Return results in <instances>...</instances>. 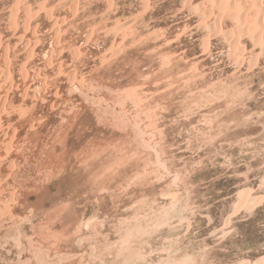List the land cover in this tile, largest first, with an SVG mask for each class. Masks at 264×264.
Returning <instances> with one entry per match:
<instances>
[{
  "label": "rangeland",
  "instance_id": "obj_1",
  "mask_svg": "<svg viewBox=\"0 0 264 264\" xmlns=\"http://www.w3.org/2000/svg\"><path fill=\"white\" fill-rule=\"evenodd\" d=\"M0 85V264L264 263V0H0Z\"/></svg>",
  "mask_w": 264,
  "mask_h": 264
},
{
  "label": "bare ground",
  "instance_id": "obj_2",
  "mask_svg": "<svg viewBox=\"0 0 264 264\" xmlns=\"http://www.w3.org/2000/svg\"><path fill=\"white\" fill-rule=\"evenodd\" d=\"M80 59V58H79ZM102 60V59H101ZM26 63H28V62H26ZM25 72V71H24ZM60 73V72H59ZM26 74H27V72H26ZM25 75V74H24ZM8 76V75H7ZM23 76V75H22ZM24 80H25V77H24ZM23 80V81H24ZM71 81V80H70ZM74 83H75V81H73ZM70 83V82H69ZM74 83H73V85H74ZM6 85V83L4 84V86ZM1 86V85H0ZM3 87V86H2ZM72 88V87H71ZM77 88V87H76ZM11 89V88H10ZM81 89V88H80ZM90 91V90H89ZM98 91V90H97ZM110 91V90H109ZM80 92V91H79ZM9 93V92H8ZM93 93V92H92ZM5 94V93H4ZM99 94V93H98ZM55 95V94H54ZM56 96V95H55ZM128 102H130V101H128ZM132 103V102H131ZM130 103V104H131ZM133 105V104H132ZM2 107V106H1ZM52 109V108H51ZM70 109V108H69ZM1 110V109H0ZM20 113V112H19ZM50 119V118H49ZM127 121V120H126ZM100 125V124H99ZM111 127V126H110ZM32 128V127H31ZM1 129V128H0ZM3 130V129H2ZM125 130V129H124ZM140 131V130H139ZM149 131V130H148ZM123 132V131H122ZM6 136V134H4V139L6 138L5 137ZM88 137V136H87ZM13 139V138H12ZM14 140V139H13ZM3 141V140H2ZM99 141V140H98ZM9 143V142H8ZM7 143V144H8ZM6 143H4V146H6V147H4L3 146V148L5 149V148H7V145H5ZM10 145H11V143H9ZM97 144H98V142H97ZM9 146V145H8ZM117 146V145H116ZM11 147V146H10ZM9 147V148H10ZM138 147V146H137ZM129 151V150H128ZM22 152V151H21ZM6 154V153H5ZM122 156V155H121ZM5 157H6V155H5ZM45 158V157H44ZM124 159V158H123ZM4 160V159H3ZM120 160V159H119ZM14 161V160H13ZM23 161V160H22ZM77 162V161H76ZM12 163V162H11ZM23 163V162H22ZM26 163V162H25ZM13 164V163H12ZM35 164V163H34ZM33 164V165H34ZM11 166V165H10ZM13 166V165H12ZM14 167V166H13ZM24 168V167H23ZM59 168V167H58ZM10 169V172H11V170H15V168H9ZM30 169V168H29ZM101 169V168H100ZM32 170V169H31ZM30 171V170H29ZM32 172V171H31ZM15 173V172H14ZM20 173V172H19ZM26 173H29L28 172V170H27V172ZM26 173H24V174H26ZM39 173V172H38ZM11 176V175H10ZM21 176H22V174H21ZM8 178H9V176H8ZM23 179V178H22ZM25 179V178H24ZM32 180V179H31ZM43 181V180H42ZM3 183V182H2ZM1 183V184H2ZM33 182H31V184H32ZM25 184V183H24ZM30 184V185H31ZM33 185V184H32ZM35 187V186H34ZM23 188V187H22ZM20 189V188H19ZM37 192V191H36ZM13 194V193H12ZM25 194V193H24ZM36 194V193H35ZM30 195V194H29ZM22 196V195H21ZM12 197H13V195L11 196V197H9V201H8V203H9V206H13L14 208H17L18 209V207H16L17 206V202H15V201H13V199H12ZM44 197V196H43ZM27 198H29V197H27ZM43 201V200H42ZM23 203V202H22ZM41 204V203H40ZM8 206V207H9ZM62 209V208H61ZM8 212H10V210H8ZM6 213H7V210H6ZM24 213V212H23ZM32 213V212H31ZM15 214V213H14ZM17 214V213H16ZM3 216V215H2ZM60 217V216H59ZM35 221V220H34ZM99 221V220H98ZM46 222V221H45ZM64 223V222H63ZM98 223V222H97ZM47 225V224H46ZM90 225V224H89ZM95 225V224H94ZM51 226V225H50ZM35 227V226H34ZM54 227V226H53ZM7 229V228H6ZM38 229V228H37ZM34 230V229H33ZM32 230V231H33ZM40 230V229H39ZM47 231V230H46ZM96 236V235H95ZM45 237V236H44ZM5 242V241H4ZM126 242V241H125ZM116 244V243H115ZM41 246V245H40ZM115 246V245H114ZM66 250V249H65ZM121 250V249H120ZM77 256V255H76ZM144 256V255H143ZM89 258V257H88ZM142 258H144V257H142ZM260 263L259 264H264L263 263V261H259Z\"/></svg>",
  "mask_w": 264,
  "mask_h": 264
}]
</instances>
